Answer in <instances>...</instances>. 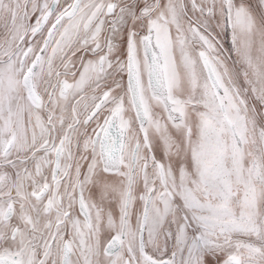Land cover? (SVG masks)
Here are the masks:
<instances>
[{"label":"snow or ice","instance_id":"6c2138e0","mask_svg":"<svg viewBox=\"0 0 264 264\" xmlns=\"http://www.w3.org/2000/svg\"><path fill=\"white\" fill-rule=\"evenodd\" d=\"M0 264H264V0H0Z\"/></svg>","mask_w":264,"mask_h":264}]
</instances>
